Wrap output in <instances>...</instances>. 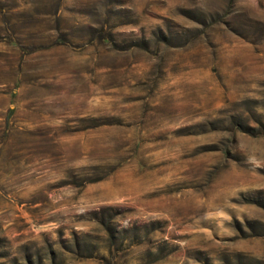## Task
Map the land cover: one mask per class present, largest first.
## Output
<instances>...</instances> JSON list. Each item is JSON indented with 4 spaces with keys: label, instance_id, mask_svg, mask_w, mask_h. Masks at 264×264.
<instances>
[{
    "label": "rangeland",
    "instance_id": "374dc122",
    "mask_svg": "<svg viewBox=\"0 0 264 264\" xmlns=\"http://www.w3.org/2000/svg\"><path fill=\"white\" fill-rule=\"evenodd\" d=\"M0 264H264V0H0Z\"/></svg>",
    "mask_w": 264,
    "mask_h": 264
}]
</instances>
